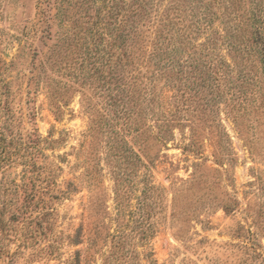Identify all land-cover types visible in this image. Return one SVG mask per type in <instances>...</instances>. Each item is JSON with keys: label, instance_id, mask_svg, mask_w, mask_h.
<instances>
[{"label": "rangeland", "instance_id": "1", "mask_svg": "<svg viewBox=\"0 0 264 264\" xmlns=\"http://www.w3.org/2000/svg\"><path fill=\"white\" fill-rule=\"evenodd\" d=\"M209 1L152 0L140 20L133 0H60L54 9L43 0H0V264H264V0H225L233 37ZM184 23L192 26L188 35ZM187 36L200 48L214 41L211 58L198 52L215 73L205 68L185 85L179 76L157 89L168 110L164 126L151 117L153 137H128L147 165H113L109 125L95 131L92 119L107 102L102 95L124 97L136 70L128 75L115 55V67L101 73L87 63L68 68L66 59L82 61L86 47L98 56L95 44L105 49L96 59L101 70L106 39ZM210 73L228 101L237 96L248 112L199 98ZM89 95L99 102L84 107ZM121 172L130 189L126 208L148 229L146 239L135 220L120 223L114 191ZM143 177L162 196L135 218ZM113 234L125 243L116 258Z\"/></svg>", "mask_w": 264, "mask_h": 264}, {"label": "trees", "instance_id": "2", "mask_svg": "<svg viewBox=\"0 0 264 264\" xmlns=\"http://www.w3.org/2000/svg\"><path fill=\"white\" fill-rule=\"evenodd\" d=\"M60 0H43L47 4L48 7H52V9L56 8L57 2ZM152 0H133L134 7L137 5L140 9V17L144 18L145 16H149V12L151 11L153 5L151 2ZM212 6H218V11L215 13L214 9L211 10V14H216L217 18L220 19L221 28L225 31V34L232 35L233 37V30L234 27H231V25L228 23L230 20H228L229 13L227 14L225 10H227L226 4L227 1L225 0H211L209 1ZM215 4V5H214ZM155 7V6H154ZM170 7V6H169ZM156 8V7H155ZM153 8V10H157ZM133 7H129L127 11L130 13L132 12ZM163 10V9H162ZM161 10V11H162ZM169 11L164 12L166 15V18L169 16ZM161 12L160 14H162ZM171 19V18H170ZM208 20H211V17L207 18L206 23ZM134 22V27L136 26V21ZM186 28H180V30L185 33V35L189 34L190 28L192 26L187 25L184 23ZM197 24V23H194ZM47 25L45 29V34L47 31ZM77 32H81L80 30L83 28L80 25H76ZM166 26H171L170 23H167ZM132 29H135V28ZM75 28V27H74ZM131 29V30H132ZM232 29V32H231ZM188 37V36H187ZM181 37V38H170L165 39L164 41H160L159 39H150V40H133L131 39V42L128 41L117 43L115 39L113 40H105V46L107 50V54L109 55L108 59L103 61L102 63V69L99 70L98 67H96V59H101L100 56L104 53L105 49L102 47H98V45L94 44V50L97 52L98 56L93 57L91 54V49L89 47H86V54L87 58L83 59L82 61L76 63L79 58L71 57L70 59L67 58L65 63L68 65V68H72L73 65L77 64L83 70L86 66L85 64H91L92 66L95 65L93 68L95 72L101 73L103 71H106V69H110L115 67V64L112 62V56L115 55L118 57L119 60H121L122 65L124 68L123 71H126V73L129 75L131 72V68L133 71L136 70V73H133V76L130 74L128 76V80L124 81L126 85L125 91H122L124 94V97L119 99L117 101L112 95H102L106 103H102L100 106H98V113L99 116L96 118L94 117L92 119L93 124V130L97 131L100 129V127L104 124L109 125L108 130L110 135H113L110 139L108 150L111 153V162L113 165H147L143 159L141 158L140 154L137 152L136 149H134L131 145H129L128 137L133 138L134 141L136 140H143L146 142L145 138L152 136L151 128L152 126L147 123L148 118L152 117L153 119L157 120V124L159 127H163L166 117L168 116V110H166L163 107V104L160 100V95L156 96L154 93L157 89L161 88L162 91L165 89H168L170 86H174V80H179L182 85H185L189 83L190 81H187L188 76H197L196 73H203V70L207 68L209 70L210 68L213 69L214 65L211 62L205 61L208 58H211V56L214 54V41L209 40L208 42H202L203 48H200L196 43H194L189 37ZM75 46V44L73 45ZM193 47V50H190L189 48ZM121 51V53H117V51ZM117 50V51H116ZM200 53L205 54V60L204 58L200 59ZM89 52V53H88ZM205 52V53H204ZM111 53V54H110ZM199 56V57H197ZM87 59V61H85ZM201 60V61H200ZM205 61V62H204ZM202 62H204L202 64ZM138 67V68H137ZM143 67H147V75L146 76H140L142 74L140 70ZM113 71V70H112ZM82 72V71H81ZM213 73H215V69H213ZM139 74V75H138ZM164 80L162 84L157 85L155 84L157 79L160 77ZM243 76V75H242ZM212 77V81L209 82L206 86L203 87V89L199 88L196 90L200 94V99L206 104V105H213L215 101L222 99L225 102H229V104L233 107V110H241L242 112L246 113L248 112L245 105H243L241 102L236 100L235 96L233 100H229L228 97H226V94L224 93V90L222 89V84L217 82V77H213V75L210 73V76ZM183 79V81H181ZM230 81V78H229ZM263 82V81H262ZM226 83L228 81L226 80ZM147 84H151L150 86ZM197 85L198 83H193ZM119 85V84H118ZM116 85V86H118ZM159 86V87H158ZM201 86V84H200ZM203 86V85H202ZM201 86V87H202ZM158 87V88H157ZM119 88V87H118ZM240 91V90H239ZM263 89L261 88V94H263ZM127 93V94H126ZM163 94V93H161ZM108 98V99H107ZM231 98V97H230ZM114 99V100H113ZM84 107L86 106H92L96 104L99 101H94L91 99V96L84 97ZM210 101V102H209ZM104 102V101H103ZM98 104V103H97ZM173 106V105H172ZM96 108V107H95ZM97 109V108H96ZM172 109V108H171ZM155 138V136H154ZM156 142L159 141V138H155ZM145 180L144 186H143V199L138 202V205H141L140 210H136L135 213L137 216L135 218H138V215H140L144 210L147 211L148 207L150 206L148 203V200L155 198V201L160 200L162 193H161V186L154 184L151 179L149 180L148 177H143ZM123 178V173H115V191L114 195L117 198L116 205H118V215L120 218V223L122 226L125 224L123 221L125 218L130 221L135 220V226L142 229V239H146L149 236L148 229H143L141 220L134 219L133 214L134 211H130L131 209L126 208L127 204L128 207H130L128 194H130V189H128V186L125 185ZM128 197V198H127ZM127 200V201H125ZM127 202V203H126ZM131 208V207H130ZM133 210V209H132ZM147 214V212H146ZM154 231H155V225H154ZM153 230V229H150ZM122 237H128V234L121 233ZM116 235H112V245L111 249V257L116 258L117 254L116 249L122 248L125 246V243L122 241V239L116 240ZM109 255V256H110Z\"/></svg>", "mask_w": 264, "mask_h": 264}]
</instances>
